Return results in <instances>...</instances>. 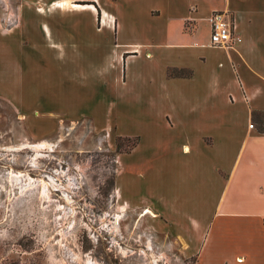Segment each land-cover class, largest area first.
Segmentation results:
<instances>
[{
	"label": "crops",
	"instance_id": "1",
	"mask_svg": "<svg viewBox=\"0 0 264 264\" xmlns=\"http://www.w3.org/2000/svg\"><path fill=\"white\" fill-rule=\"evenodd\" d=\"M26 2L44 7L0 28V100L135 137L115 191L122 174L195 264H264V0ZM213 11L234 45L208 43ZM73 86L85 109L59 107Z\"/></svg>",
	"mask_w": 264,
	"mask_h": 264
},
{
	"label": "rangeland",
	"instance_id": "2",
	"mask_svg": "<svg viewBox=\"0 0 264 264\" xmlns=\"http://www.w3.org/2000/svg\"><path fill=\"white\" fill-rule=\"evenodd\" d=\"M27 4L43 9L0 0V28ZM74 88L61 109H85L96 94ZM135 142L0 100V264H195L184 243L157 229L139 196L125 194L122 174L114 189L119 154Z\"/></svg>",
	"mask_w": 264,
	"mask_h": 264
},
{
	"label": "built area",
	"instance_id": "3",
	"mask_svg": "<svg viewBox=\"0 0 264 264\" xmlns=\"http://www.w3.org/2000/svg\"><path fill=\"white\" fill-rule=\"evenodd\" d=\"M207 20L209 24L208 43L210 45L231 46L239 41L229 12L213 11Z\"/></svg>",
	"mask_w": 264,
	"mask_h": 264
},
{
	"label": "trees",
	"instance_id": "4",
	"mask_svg": "<svg viewBox=\"0 0 264 264\" xmlns=\"http://www.w3.org/2000/svg\"><path fill=\"white\" fill-rule=\"evenodd\" d=\"M167 76H173V75H181V74H184L181 72V70H177V69H168L167 72H166ZM125 139H128L126 137H123ZM134 145V143H133ZM132 145V146H133ZM127 152V151H126Z\"/></svg>",
	"mask_w": 264,
	"mask_h": 264
},
{
	"label": "bare ground",
	"instance_id": "5",
	"mask_svg": "<svg viewBox=\"0 0 264 264\" xmlns=\"http://www.w3.org/2000/svg\"><path fill=\"white\" fill-rule=\"evenodd\" d=\"M42 145H44V143L42 142V143H40V144H37L36 146H38V147H41Z\"/></svg>",
	"mask_w": 264,
	"mask_h": 264
}]
</instances>
